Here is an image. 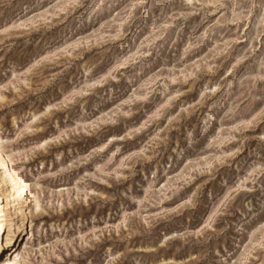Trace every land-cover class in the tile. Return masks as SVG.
<instances>
[{
  "label": "rangeland",
  "instance_id": "obj_1",
  "mask_svg": "<svg viewBox=\"0 0 264 264\" xmlns=\"http://www.w3.org/2000/svg\"><path fill=\"white\" fill-rule=\"evenodd\" d=\"M0 141L18 264H264V0H0Z\"/></svg>",
  "mask_w": 264,
  "mask_h": 264
},
{
  "label": "bare ground",
  "instance_id": "obj_2",
  "mask_svg": "<svg viewBox=\"0 0 264 264\" xmlns=\"http://www.w3.org/2000/svg\"><path fill=\"white\" fill-rule=\"evenodd\" d=\"M27 190L24 179L8 167L0 141V264H18L17 258L27 248L22 237L27 231L22 209Z\"/></svg>",
  "mask_w": 264,
  "mask_h": 264
}]
</instances>
